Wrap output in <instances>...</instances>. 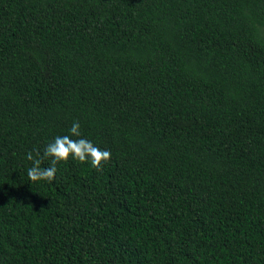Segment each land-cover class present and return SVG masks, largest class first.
<instances>
[{
  "label": "trees",
  "instance_id": "16d2710c",
  "mask_svg": "<svg viewBox=\"0 0 264 264\" xmlns=\"http://www.w3.org/2000/svg\"><path fill=\"white\" fill-rule=\"evenodd\" d=\"M0 264H264V0H0Z\"/></svg>",
  "mask_w": 264,
  "mask_h": 264
},
{
  "label": "clouds",
  "instance_id": "9594fccd",
  "mask_svg": "<svg viewBox=\"0 0 264 264\" xmlns=\"http://www.w3.org/2000/svg\"><path fill=\"white\" fill-rule=\"evenodd\" d=\"M68 131L70 135L56 136L53 142L45 147L43 157L52 158L49 167H40L43 157L34 160L32 152L26 153V159L33 161L32 166L27 170L30 181H47L51 183L57 172L55 165L59 162H67L70 157L80 163L90 162L92 168L98 171L102 170L103 164L110 161L111 152L109 150H101L90 140L81 137L79 121H74ZM72 137L81 138L73 139ZM37 155H39L38 151Z\"/></svg>",
  "mask_w": 264,
  "mask_h": 264
}]
</instances>
